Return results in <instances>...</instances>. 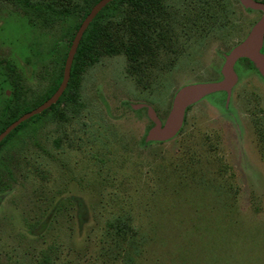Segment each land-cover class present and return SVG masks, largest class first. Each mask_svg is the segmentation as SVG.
Instances as JSON below:
<instances>
[{
  "label": "rangeland",
  "instance_id": "1",
  "mask_svg": "<svg viewBox=\"0 0 264 264\" xmlns=\"http://www.w3.org/2000/svg\"><path fill=\"white\" fill-rule=\"evenodd\" d=\"M163 16L177 33L144 77L124 54L88 62L74 95L1 147L0 264H264V42L256 61L236 63L228 104L208 95L174 138L149 140V109L163 124L180 88L222 81L263 13L240 0H166ZM46 17L0 0V111L18 80L7 61L23 107L64 67L78 19ZM123 226L135 240H118Z\"/></svg>",
  "mask_w": 264,
  "mask_h": 264
},
{
  "label": "trees",
  "instance_id": "2",
  "mask_svg": "<svg viewBox=\"0 0 264 264\" xmlns=\"http://www.w3.org/2000/svg\"><path fill=\"white\" fill-rule=\"evenodd\" d=\"M99 1L86 0L82 9L63 11L43 4L32 3L31 0H13L14 3L23 6L29 11L37 12L39 15L44 14V16H47L45 20L48 21H51V19L61 20L76 17L78 23L75 25V32H77L82 21ZM165 10L166 0H114L108 4L86 30L73 62L69 85L60 100L41 114L18 126L2 141L0 147L5 146L6 143H10L21 131L29 127L36 128V123L44 116L55 113L60 105L69 97V93H73L74 95L76 93V90L73 89L74 81L78 79L79 71L83 70L88 62H96L105 55L124 54L128 59L129 66H134V72L138 73L139 70H142L141 75L144 77L146 67L151 68L160 52H163L161 46L165 47V45L171 43L173 37L176 35L175 33H177L176 26L172 22H169L172 21L171 17L170 19L169 17L164 18ZM75 35L76 33L70 37L68 49H70ZM68 51L64 55L63 64H65ZM245 60L248 61L247 59ZM6 67L12 75L8 74L11 79L14 76L18 77V80L21 79L20 74L12 63L7 61ZM63 71L64 67L61 68L60 74L57 75L51 90L45 97L33 105L26 107L20 104L23 86H21L18 80H15L13 82L14 85H12V97L6 99V104L0 111V134L25 113L30 112L49 99L59 88L63 78ZM31 122L32 125L29 124ZM133 230V227L123 226L118 240L125 241V237L127 235L130 236ZM132 236H130L131 240H129V243L133 241L132 239H136V237Z\"/></svg>",
  "mask_w": 264,
  "mask_h": 264
},
{
  "label": "water",
  "instance_id": "3",
  "mask_svg": "<svg viewBox=\"0 0 264 264\" xmlns=\"http://www.w3.org/2000/svg\"><path fill=\"white\" fill-rule=\"evenodd\" d=\"M113 1L114 0H100L91 9L90 13L82 21L72 41L64 64L63 78L59 88L44 103L31 110L30 112L25 113L17 121L13 122L3 133H1L0 144L13 130H15L22 123L28 121L36 115L41 114L60 100L69 85L73 62L86 30L96 18V16ZM240 2L246 8L262 11L263 16L252 28L248 37L242 43L237 45L226 57L225 64L222 69L224 79L218 82L189 84L180 88L175 94L172 103V109L165 123L163 124L157 118L155 112L152 109H149V116L155 123V126L149 133V140L168 141L174 138L179 133L184 124L187 110L208 95L218 92H225L227 94L228 104L231 98L232 90L237 83V76L234 69L236 63L240 59L246 58L252 61H256L259 58V52L264 42V3L256 0H240ZM140 107L142 106H139L138 108Z\"/></svg>",
  "mask_w": 264,
  "mask_h": 264
},
{
  "label": "flooded vegetation",
  "instance_id": "4",
  "mask_svg": "<svg viewBox=\"0 0 264 264\" xmlns=\"http://www.w3.org/2000/svg\"><path fill=\"white\" fill-rule=\"evenodd\" d=\"M2 143V142H1ZM0 149H1V147H0Z\"/></svg>",
  "mask_w": 264,
  "mask_h": 264
}]
</instances>
